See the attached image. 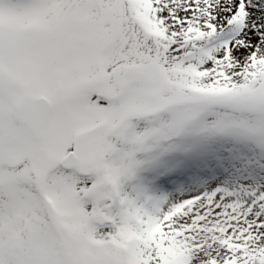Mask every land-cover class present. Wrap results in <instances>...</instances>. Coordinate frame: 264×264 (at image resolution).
<instances>
[{"label": "snow or ice", "instance_id": "1", "mask_svg": "<svg viewBox=\"0 0 264 264\" xmlns=\"http://www.w3.org/2000/svg\"><path fill=\"white\" fill-rule=\"evenodd\" d=\"M0 264H264V0H0Z\"/></svg>", "mask_w": 264, "mask_h": 264}]
</instances>
